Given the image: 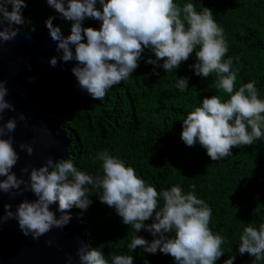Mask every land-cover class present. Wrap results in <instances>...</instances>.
Listing matches in <instances>:
<instances>
[{"label": "clouds", "instance_id": "1", "mask_svg": "<svg viewBox=\"0 0 264 264\" xmlns=\"http://www.w3.org/2000/svg\"><path fill=\"white\" fill-rule=\"evenodd\" d=\"M97 3L102 10L96 7ZM9 4L11 11L7 8ZM47 4L72 22L67 38L62 36L59 27L53 26L55 17H49L45 25L51 38L58 42L57 51L62 52V61L77 62L71 72L80 89L94 99L103 98L112 86L128 79L138 67L145 49H150L155 56L146 61L148 64L170 72L179 68L198 48L195 51L197 63L191 66L195 75L208 78L215 73V88L229 94V98L222 102L218 95L205 97L183 120L181 140L188 147L198 142L207 156L216 161L230 156L233 148L250 146L264 136V99L259 98L255 81L234 91L238 72L232 68L231 57L224 60L227 41L212 10L203 7L198 12L193 3L181 6L174 0H47ZM26 6L25 0H0V43L15 38L17 32L12 26L24 23L22 9ZM87 18L100 21L99 30L82 27ZM5 21L8 22L6 28ZM70 45H75V54ZM159 61L163 64L159 65ZM49 63L56 67L57 58H51ZM176 87L185 91L188 78H178ZM7 93L5 82L0 81V121L5 110L15 111L5 99ZM19 118L25 119L23 115ZM16 127L13 118L0 124V177H6L0 180V192L14 199L30 191L36 199L31 202L25 199L15 212L11 204H5V215L0 216V223L17 220L23 235L38 239L52 228H64L71 219L64 213L74 205L86 210L92 203L87 187L91 186V190H101L98 200L113 208L125 225L136 233L145 230L152 235L151 242L142 236H133L127 245L129 249L142 248L149 254L159 251L174 258L176 264H216L225 255L221 250L225 238L210 229L212 209L197 198L194 185L186 194L179 185L158 192L140 178L133 167L126 166L123 160L107 151L97 154L102 162V174H86L70 159L54 162L49 158L39 169H31L28 181L18 179L12 171L19 159L13 140L10 136L3 139ZM20 149L26 150L29 156L33 153L32 147L26 144H21ZM22 171L28 173L29 169ZM160 197L162 207L158 204ZM57 202L59 218L50 211V206ZM150 219L153 222L146 224ZM239 240L241 255L247 253L255 261L264 259V223L258 228L249 224ZM85 247L77 249L79 264H109L100 250ZM234 260L231 256L224 264H234ZM68 264H72L71 256ZM112 264H133V257L116 255L112 257Z\"/></svg>", "mask_w": 264, "mask_h": 264}, {"label": "trees", "instance_id": "2", "mask_svg": "<svg viewBox=\"0 0 264 264\" xmlns=\"http://www.w3.org/2000/svg\"><path fill=\"white\" fill-rule=\"evenodd\" d=\"M25 3L24 23L12 26L21 35L30 34L49 17H55L53 26L71 34L72 22L51 8L47 0H25ZM174 3L181 6L193 3L198 12L203 7L212 10L227 41L224 60L231 57L232 68L238 72L234 91L255 81L258 96L264 99V0H174ZM96 7L100 9L99 3ZM7 8L11 11L10 4ZM100 25V21L91 18L82 22V27L97 30ZM83 42L86 43V38ZM196 50L179 68L166 72L146 62L155 56L145 49L128 79L112 86L103 98H93L94 110L77 108L64 116L48 114V117L71 141L67 159L86 174H102L97 154L107 151L133 167L158 192L179 185L186 194L194 185L197 198L212 209L210 229L225 238L221 246L225 255L216 264H224L231 256L235 257L234 264H264V259L255 261L238 251L243 229L249 224L258 228L264 223V136L250 146L233 148L230 156L216 161L207 156L198 142L188 147L180 138L183 120L205 97L218 95L222 102L229 98V94L215 88V73L208 78L195 75L191 66L197 63ZM185 77L188 88L181 92L176 82ZM87 187L91 205L86 210L75 205L69 210L81 221L90 248L100 250L109 264L116 255L132 256L133 264H176L174 258L159 251L149 254L142 248L129 249L127 245L133 236L151 242L152 235L145 230L136 233L125 225L113 208L98 200L101 190ZM158 204L163 206L162 197ZM152 222L150 219L145 223Z\"/></svg>", "mask_w": 264, "mask_h": 264}, {"label": "water", "instance_id": "3", "mask_svg": "<svg viewBox=\"0 0 264 264\" xmlns=\"http://www.w3.org/2000/svg\"><path fill=\"white\" fill-rule=\"evenodd\" d=\"M4 27H8L7 21ZM14 30L17 34L13 40L0 43V81L5 82L8 90L5 99L15 111L5 110L0 124H6L10 118L16 120V129L3 139L12 138L19 157L12 171L18 179L28 181L31 169H39L49 158L55 162L69 157L71 141L48 114L64 116L77 108L92 111L96 106L93 97L80 89L71 72L77 62L62 61L58 42L51 38L45 24L27 35ZM61 34L65 38L70 35L63 31ZM70 48L75 54V45ZM53 57L58 61L56 67L49 63ZM21 115L24 120L19 118ZM21 144L32 147L31 156L20 149ZM24 168L29 172H23ZM25 199L31 202L36 197L29 191L11 199L8 193L0 192V216L5 215V204H11L15 212ZM50 211L59 218L58 202L50 206ZM64 214L71 217L64 228H52L35 240L23 235L17 220L0 223V264H68L69 256L72 264H79L76 252L88 246L87 236L75 212L67 210Z\"/></svg>", "mask_w": 264, "mask_h": 264}]
</instances>
